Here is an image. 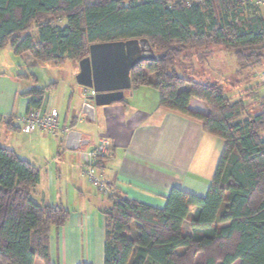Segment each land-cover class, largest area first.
<instances>
[{"label":"trees","instance_id":"obj_1","mask_svg":"<svg viewBox=\"0 0 264 264\" xmlns=\"http://www.w3.org/2000/svg\"><path fill=\"white\" fill-rule=\"evenodd\" d=\"M259 1L0 0V50L30 53L39 64L79 63L93 44L148 39L156 60L132 70L131 90L155 89L161 108L200 121L206 133L224 141L205 196L173 188L162 209L117 193L108 197L104 264H264V97L248 91L228 97L223 85L183 77L173 68L186 59L205 62L211 46L233 50L243 65L263 64ZM21 76L35 81L34 75ZM55 84L22 93L29 99L27 113L40 109ZM252 97L257 104L247 102ZM192 99L208 112L192 111ZM2 119L17 130L12 117ZM39 183L31 162L0 145V264H52V228L64 226L70 212L38 204L33 194Z\"/></svg>","mask_w":264,"mask_h":264},{"label":"crops","instance_id":"obj_2","mask_svg":"<svg viewBox=\"0 0 264 264\" xmlns=\"http://www.w3.org/2000/svg\"><path fill=\"white\" fill-rule=\"evenodd\" d=\"M7 57L14 73L5 71L8 68L3 63L7 62ZM19 58L11 49L0 50V59H3L0 60V117H12L11 123L17 128L10 130L0 121V145L17 154L15 140L18 136L14 133H24L21 119L27 114L29 101L22 93L37 86L29 82L24 85L16 77L28 74L19 65ZM23 58L30 59L29 62L32 59L35 65L36 61L30 53L22 55V61L26 63ZM18 70L21 73L16 74ZM78 73L79 64L73 72L75 79ZM46 98L39 111L57 110L51 95ZM124 101L97 108L94 122L81 114L84 102L76 104L73 113L68 108L62 125L81 132L83 138L90 141L88 146L78 151L79 158L74 156L76 159L69 160L70 170L64 168L65 159L56 167L47 163L44 168H38L32 163L40 171V183L33 199L40 205L64 206L70 212L64 226L52 228V264H104L103 216L101 228H97L96 222L100 219H97L95 208L97 206L102 215V211L110 205L109 196L96 193L83 174L81 159V151L95 148L102 140H108L112 148L97 171L101 172L99 177L106 182L111 193L162 209L173 188L198 196H205L208 192L224 141L206 133L200 121L161 108L159 94L153 88L130 89L125 92ZM189 107L194 112H208L207 105L197 99H192ZM59 118L58 113L60 125ZM57 136L64 139L62 135ZM49 143L50 149L57 146L58 150L61 146L58 141L49 140ZM62 153L59 152L58 156ZM186 224L189 227V222L184 223L187 233ZM34 264H37L36 261Z\"/></svg>","mask_w":264,"mask_h":264},{"label":"rangeland","instance_id":"obj_3","mask_svg":"<svg viewBox=\"0 0 264 264\" xmlns=\"http://www.w3.org/2000/svg\"><path fill=\"white\" fill-rule=\"evenodd\" d=\"M210 54H207L206 61L203 63L197 62V60L189 61V59L181 60L174 65V70L183 77L193 78L194 80L201 82H216L223 85L225 89V94L228 97L239 98L241 95L250 92L249 96L255 95L258 97H264V63L256 67L243 65L239 63L235 57L233 50H227L221 46H211ZM19 65L22 67L23 72L28 73V76L34 75L35 81L33 79H26L24 77L20 78V82L24 85L34 84L39 87H44L51 82H56V85L53 89L50 90L46 96V100L49 97V94L54 99V106L57 108L59 113L60 125L64 122L65 114L67 113L68 108L71 113H73L74 106L80 102H86L88 96L84 94V87L79 86L76 83L75 76L73 74L74 69L77 68L79 64L76 61L66 60L59 65L52 63L45 64H33L29 62L30 59L25 60L26 63L22 61V56H19ZM3 60V59H0ZM7 68L5 71L7 73H14L15 71L10 68V62L8 57L6 58ZM18 60V59H17ZM185 61L187 63H185ZM1 64V63H0ZM4 67L2 68V70ZM21 70H18L19 74ZM248 94V93H247ZM257 99L251 98L247 102L257 104ZM254 105L251 104L250 107ZM80 109V108H79ZM87 124V122H85ZM77 128V127H75ZM18 136L15 140V145L17 146L18 155L22 159L29 160L38 168H44L46 164L56 167L57 163L65 159V170H70V159L80 157L78 151L71 152L65 148V139H61L60 136H54L45 132L36 131L34 134H24L22 132L14 133ZM47 138V139H45ZM60 139V140H59ZM49 140L53 142L61 143L60 148L57 150L50 149ZM63 143H62V141ZM55 145V144H54ZM59 152H63L61 156H58ZM79 155V156H78ZM76 159V158H75ZM82 165V162H81ZM84 169V166H83ZM97 175L101 174L98 170L96 171ZM88 180V179H87ZM93 189L101 195L98 188L93 184H90ZM104 208V207H103ZM96 216L98 222H96V227L101 228V212H99L98 207L96 206ZM187 233H190V224L189 227L186 224ZM203 256L199 255L196 258L197 262H201ZM37 264H42L38 259L35 260ZM237 261L234 264H239Z\"/></svg>","mask_w":264,"mask_h":264},{"label":"water","instance_id":"obj_4","mask_svg":"<svg viewBox=\"0 0 264 264\" xmlns=\"http://www.w3.org/2000/svg\"><path fill=\"white\" fill-rule=\"evenodd\" d=\"M156 60V54L146 38L93 44L88 57L79 62L76 82L79 86L93 89L81 114L90 122L96 119V109L124 100L125 92L132 87V70L146 61ZM68 151H79L90 141L81 132L71 130L65 138Z\"/></svg>","mask_w":264,"mask_h":264},{"label":"built area","instance_id":"obj_5","mask_svg":"<svg viewBox=\"0 0 264 264\" xmlns=\"http://www.w3.org/2000/svg\"><path fill=\"white\" fill-rule=\"evenodd\" d=\"M259 3H261L258 0ZM84 94L87 96L95 95L93 89L85 88ZM2 120H6L3 117ZM82 121V119H80ZM43 130L51 135L57 136L62 135L65 139L67 134L71 131L70 127L63 126L61 127L58 123V112L56 109H51L47 113H41L37 109H31L21 119V130L24 133L31 134L36 130ZM112 145L108 140H102L100 143L91 150L81 151V159L83 161L84 169L83 174L89 180L91 184L96 186L98 190L111 196V193L108 185L104 182L101 177L96 173L98 168V162L103 158H107L110 155Z\"/></svg>","mask_w":264,"mask_h":264}]
</instances>
